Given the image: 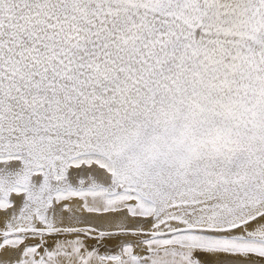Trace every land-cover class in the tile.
I'll list each match as a JSON object with an SVG mask.
<instances>
[{
	"label": "snow or ice",
	"instance_id": "snow-or-ice-1",
	"mask_svg": "<svg viewBox=\"0 0 264 264\" xmlns=\"http://www.w3.org/2000/svg\"><path fill=\"white\" fill-rule=\"evenodd\" d=\"M0 264H264V0H0Z\"/></svg>",
	"mask_w": 264,
	"mask_h": 264
}]
</instances>
